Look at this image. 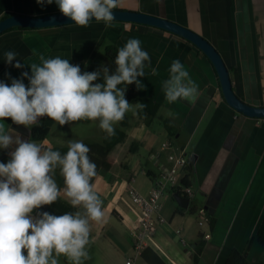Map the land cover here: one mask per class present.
<instances>
[{
    "label": "crops",
    "instance_id": "0c3cea01",
    "mask_svg": "<svg viewBox=\"0 0 264 264\" xmlns=\"http://www.w3.org/2000/svg\"><path fill=\"white\" fill-rule=\"evenodd\" d=\"M118 8L160 15L203 34L221 52L238 95L251 104L264 105V0H120ZM56 11L59 9L55 3L41 6L36 0H0V19L14 13L41 15ZM130 37L141 41V47L151 56L152 67L158 64L157 75L153 76L151 68L146 67L145 76L138 77L145 89L137 90L133 85L140 95L153 96L161 107L149 124L139 113L133 120L128 118L127 137L115 147L114 166L101 169L95 177L93 188L103 200L105 218L100 223L91 222L92 254L99 255L97 264H126L133 254L132 231L139 214L130 188L149 195L155 179L161 175L162 165H172L168 153L185 148L188 158L194 160L195 169L190 174L192 188L193 181L202 188L203 207L216 218L215 228L210 226V232L187 223L188 211L176 213L179 204L168 190L158 211L165 221L158 225L153 248L168 264H193L195 243L209 233L202 259L208 264H224L227 254L223 256V243L235 240L239 234L240 242L231 247L244 249L241 243L245 240L248 247L253 235L247 234L257 232L264 215V118L247 116L226 102L217 71L199 47L174 32L119 20H114L111 27L94 20L87 28L74 23L13 27L0 34V80L10 84L6 73L13 78H20L23 71L30 73L28 64L38 63L40 53L46 58L59 55L73 64L87 63L86 68L97 65L110 69L106 47L111 44L122 47ZM33 49L37 55L32 54ZM9 50L18 53L16 60L24 68L17 69L5 62L3 54ZM100 57L102 65L98 63ZM174 59L184 64L199 86L201 95L195 104L180 99L169 104L165 99L162 82L169 77L168 69ZM24 83H28L26 78ZM163 118L176 125L174 136L165 127ZM3 122L14 136L31 139L29 128L14 124L10 118ZM130 139L137 140V152L126 151ZM44 140L54 147L49 136ZM169 142L173 147L164 149ZM10 150L0 149V162L8 161ZM149 170L155 179L148 175ZM186 174L187 169L182 176ZM47 207L34 210L33 215L46 211ZM137 264L148 263L141 258Z\"/></svg>",
    "mask_w": 264,
    "mask_h": 264
},
{
    "label": "clouds",
    "instance_id": "9594fccd",
    "mask_svg": "<svg viewBox=\"0 0 264 264\" xmlns=\"http://www.w3.org/2000/svg\"><path fill=\"white\" fill-rule=\"evenodd\" d=\"M36 3H55L64 17L82 28L89 27L93 20L111 27L113 10L120 6V0ZM32 54L37 55L35 49ZM3 55L8 65L25 67L16 60L17 52L9 50ZM38 59V63L28 64L30 73L23 71L20 78L6 73L10 84L0 80V149H11L8 161L0 162V264H60L62 256L68 264H85L90 259L91 222L100 223L105 218L103 200L92 184L98 173L88 155L90 148L81 140H69L62 154L47 140L38 143L14 136L3 121L10 118L29 129L45 116L60 126L98 121L109 139L116 135L114 126L124 120L126 113L135 115L147 107L143 102L133 105L126 99L127 85L145 89L138 77L145 76L146 67L157 75L158 64L152 67L151 56L135 37L118 48L114 71L107 66L82 71L79 64L59 55L46 58L40 53ZM168 71L169 77L162 82L166 101L171 104L180 99L195 104L201 93L184 64L174 59ZM57 169L63 178L62 188L55 178ZM62 193L76 211L62 215L36 211L33 215L34 210L56 202Z\"/></svg>",
    "mask_w": 264,
    "mask_h": 264
},
{
    "label": "trees",
    "instance_id": "16d2710c",
    "mask_svg": "<svg viewBox=\"0 0 264 264\" xmlns=\"http://www.w3.org/2000/svg\"><path fill=\"white\" fill-rule=\"evenodd\" d=\"M136 23V22H134ZM18 27V26H16ZM13 28V27H12ZM21 28H31V27H21ZM34 28V27H32ZM118 46L111 44L106 47V56L109 59L110 63V71H114L115 69V56L117 54ZM99 69L97 65H91L88 68H86L84 71H95ZM126 97L128 100L133 102H143L147 104V107L143 109L142 111L138 110V113L142 119H145V121L149 124L150 120L156 117L159 114L161 103L154 99L151 95H140L133 84L130 85L129 89L126 90ZM129 119L125 115V118L123 121L119 122V125L115 127L116 135L106 139V135H104L101 142H89L84 141V143L90 148V152L88 153L90 159L97 165V173L101 169L109 170L111 169L117 159V153L115 151L116 145L126 140L127 134L125 127L128 125ZM163 123L167 130L169 131L171 136H174L176 134V125L173 123V121L169 118H163ZM55 124L54 121H52L48 117H42L40 119V122L38 125H34L30 128L31 130V139L34 141H42L46 139L51 132V129L53 125ZM53 150H59L62 154L67 151V147H61V146H54L52 147ZM138 149V142L136 139H130L127 142V149L126 151L128 153L131 152H137ZM124 168H128V166L124 163ZM188 174L183 177L182 183L186 186H192L190 181V174L194 171V160L193 158L189 157L188 165L186 167ZM148 175L151 177H155L154 173L152 171H148ZM58 184L63 187V178L59 174V170L57 169L56 176H55ZM155 179V178H154ZM95 180V177L93 178L92 184ZM172 193L178 192L182 194H186L181 191L180 187L178 189L173 188L171 189ZM193 198V197H192ZM191 198V200H192ZM173 200L174 197H173ZM176 201V200H175ZM178 210L176 213H184L185 211L194 212L196 210V206L191 204L189 208L186 210V208H182L181 206L177 205ZM77 209L73 208L71 204L68 202V199L61 194V197L58 198L56 202H54L52 205H48L47 212L54 215H62L64 212H74ZM207 213L210 216V226L211 228H215L216 224V218L211 214L208 209ZM207 240L203 235L200 237L197 243H195L194 253H193V264H202V254L204 251V247L206 246ZM257 241L262 246V252L259 255L258 259L256 261H253L250 258V250L253 247L254 242ZM142 258L148 263V264H168L163 257L151 246L147 247L143 253ZM224 264H264V215L261 219L260 225L258 227V230L256 232V235H254L248 242V247L246 249H242L238 246L231 247L228 252L227 256L224 260Z\"/></svg>",
    "mask_w": 264,
    "mask_h": 264
},
{
    "label": "water",
    "instance_id": "95a60500",
    "mask_svg": "<svg viewBox=\"0 0 264 264\" xmlns=\"http://www.w3.org/2000/svg\"><path fill=\"white\" fill-rule=\"evenodd\" d=\"M115 19L126 22H136L162 28L174 32L199 47L214 65L223 95L228 104L235 110L247 116L264 118V105L251 104L243 100L235 91L231 71L218 48L203 34L172 19L138 10L116 8L113 10ZM73 23L70 18L64 17L60 11L41 15L14 13L0 19V34L12 27L43 28ZM173 197L183 208H189L191 197L174 192Z\"/></svg>",
    "mask_w": 264,
    "mask_h": 264
},
{
    "label": "built area",
    "instance_id": "2783aa9c",
    "mask_svg": "<svg viewBox=\"0 0 264 264\" xmlns=\"http://www.w3.org/2000/svg\"><path fill=\"white\" fill-rule=\"evenodd\" d=\"M164 149H170L173 147L171 142L165 144ZM168 158L172 162L171 166L162 165V171L160 177L155 179L154 187L149 195H143L135 188H130V194L133 202L138 207V218L136 226L133 228V254L126 259V264H137V261L142 258L143 251L155 243V238L158 231V225L165 221L163 216L158 214L160 209V198L168 190L180 187L181 191L186 193L189 197H193L192 186H186L182 183V172L186 170L188 165V155L185 148L180 149L179 152L170 151ZM200 212L203 216V220H200V224L203 225L210 222V216L207 213L205 207L201 206ZM204 237L207 239L210 237L209 233H206ZM184 245H187L185 240H182Z\"/></svg>",
    "mask_w": 264,
    "mask_h": 264
},
{
    "label": "rangeland",
    "instance_id": "374dc122",
    "mask_svg": "<svg viewBox=\"0 0 264 264\" xmlns=\"http://www.w3.org/2000/svg\"><path fill=\"white\" fill-rule=\"evenodd\" d=\"M103 58L100 57L98 58V63L99 64H103ZM87 63H83L82 65H80L81 70L83 71L86 67H87ZM127 99V98H126ZM128 100V99H127ZM130 103H132L133 105H135L136 102L130 101L128 100ZM126 116L128 118H130V120H133L134 117L139 116L138 115V111L137 113L134 115L131 111L126 113ZM42 119V118H41ZM119 123H117L114 127L118 126ZM104 133L103 131L99 128V122L98 121H88V120H82V121H78V122H74L71 124H65L63 126L58 125L57 123H55L51 129L49 138L50 140L53 142L54 146H61V147H67L68 141L69 140H81V141H89V142H101L103 137H104ZM193 205L196 206V210L194 212H190L188 211L186 214V222L189 223L191 222L195 227H200L203 228L204 230H208L211 232V228L210 225H208V222L205 223L204 225H200L199 221L203 220V216L200 212V208L201 206H203L204 203V195H203V190L201 187H199V185L193 181ZM166 193V192H165ZM165 193L161 196L160 198V202L163 200L162 198L165 196ZM263 213V212H262ZM261 213V215H262ZM177 217V215L175 216ZM171 219V218H170ZM259 220L261 219L258 218ZM248 237L251 235H256V232H252L247 234ZM235 236L236 239L232 240L231 242H227V243H223L222 250H223V256L224 254L226 255L228 250L230 249V247L233 244H238L239 241V234H236ZM188 238V237H187ZM189 239V238H188ZM238 242V243H237ZM241 245L244 247V249L247 248V241H243L241 243ZM91 247L89 246V255H90V259H88L87 261H85V264H97L98 260H99V255L97 256L96 254H92V249H90ZM262 252V246L255 241L253 244L252 249L250 250V258L253 261H256L259 257V255ZM98 253V252H97ZM141 260V259H139ZM142 262V261H140ZM60 264H68V262H66L63 259V256L60 257ZM202 264H208L207 261L205 259H202Z\"/></svg>",
    "mask_w": 264,
    "mask_h": 264
}]
</instances>
